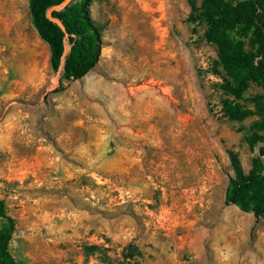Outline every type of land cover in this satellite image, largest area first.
Wrapping results in <instances>:
<instances>
[{"label":"rangeland","instance_id":"obj_1","mask_svg":"<svg viewBox=\"0 0 264 264\" xmlns=\"http://www.w3.org/2000/svg\"><path fill=\"white\" fill-rule=\"evenodd\" d=\"M191 1L91 0L99 63L58 91L29 0H0V202L20 263L135 264V245L140 264H264V220L225 202L229 152L251 170L259 117H225ZM259 94L252 83L240 103Z\"/></svg>","mask_w":264,"mask_h":264},{"label":"trees","instance_id":"obj_2","mask_svg":"<svg viewBox=\"0 0 264 264\" xmlns=\"http://www.w3.org/2000/svg\"><path fill=\"white\" fill-rule=\"evenodd\" d=\"M67 1L29 0L32 23L49 47L50 66L55 73H59L68 49L58 91L64 90V82L87 76L102 54V35L91 17V0H77L64 10L58 9ZM191 4L192 21L206 25V39L218 48V65L226 76L222 88L233 98L223 102L225 117L233 121L259 117L245 134L252 150L260 147L251 170L246 172L238 154L229 152L234 177L230 179L225 202L264 220V94L254 97V109L240 103L252 83L264 88V0H203L200 6L195 1ZM242 37H248V48ZM0 217L6 221L0 231V264H22L10 249L16 220L8 215L5 201L0 202ZM141 257L135 245L124 251L127 262L140 264Z\"/></svg>","mask_w":264,"mask_h":264},{"label":"water","instance_id":"obj_3","mask_svg":"<svg viewBox=\"0 0 264 264\" xmlns=\"http://www.w3.org/2000/svg\"><path fill=\"white\" fill-rule=\"evenodd\" d=\"M77 0H68L67 3L61 7L60 10H64L66 9V7L72 5L73 3H75ZM61 24V23H60ZM62 25V24H61ZM68 53V49H66V52L64 53V56H63V62H62V65L60 67V71H59V75H60V72L64 70V64H65V56L67 55ZM257 153L260 154V148L257 149Z\"/></svg>","mask_w":264,"mask_h":264}]
</instances>
